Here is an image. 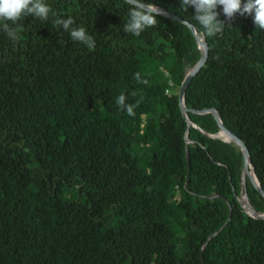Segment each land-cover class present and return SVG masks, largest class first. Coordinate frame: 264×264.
<instances>
[{"label": "trees", "instance_id": "1", "mask_svg": "<svg viewBox=\"0 0 264 264\" xmlns=\"http://www.w3.org/2000/svg\"><path fill=\"white\" fill-rule=\"evenodd\" d=\"M136 1L206 40L186 115L178 90L202 53L183 21L160 11L135 36L128 0H45L94 50L51 15L19 21L16 42L0 22V264H264V217L238 199L261 214L264 195L240 147L211 136L221 123L243 141L264 191V30L218 6L225 29L209 37L180 0Z\"/></svg>", "mask_w": 264, "mask_h": 264}, {"label": "clouds", "instance_id": "2", "mask_svg": "<svg viewBox=\"0 0 264 264\" xmlns=\"http://www.w3.org/2000/svg\"><path fill=\"white\" fill-rule=\"evenodd\" d=\"M189 6L195 10L192 19L209 37L221 34L225 29L224 22L218 19L220 15L217 11L218 6H222V12L228 20L237 13L251 15L256 28L264 30V0H180V8L185 12ZM50 15L53 18V24L69 32L73 41L80 42L89 50L95 49V40L84 27H72L75 23L74 19L71 16L66 19L58 16L50 5L45 3V0H0V22H3V30L13 42L19 39L18 34L23 30L19 21L28 16L47 21ZM158 15L160 10L154 4L133 3L128 13L129 18L124 25L125 31L140 36L147 28L157 25ZM7 21H11L15 27H10ZM183 23L189 28L195 27L190 20H185ZM134 78L137 82L148 83L146 79H142L139 72L134 74ZM126 99V95L121 93L116 103L121 110H126L129 116H134V106L127 104Z\"/></svg>", "mask_w": 264, "mask_h": 264}, {"label": "water", "instance_id": "3", "mask_svg": "<svg viewBox=\"0 0 264 264\" xmlns=\"http://www.w3.org/2000/svg\"><path fill=\"white\" fill-rule=\"evenodd\" d=\"M128 1H130V2H132V3H139V2H137L136 0H128ZM163 14H165V15H168L169 17H172V18H174V19H176V20H178V21H185V20H182L180 17H178V16H176V15H174L173 13H171V12H169V11H166V10H160ZM193 32H194V35H195V37H196V40H197V42H198V45H199V48H200V50H201V53H202V57H201V59L198 61V63L191 69V71L189 72V73H187L186 75H185V77H184V79L182 80V82H181V85H180V87H179V90H178V105L180 106V108H181V110H182V113L184 114V115H186V112L188 111L185 107H184V104H183V97H184V90H185V87H186V85H187V83L190 81V79L194 76V74L196 73V71L199 69V67L204 63V61H205V59H206V57H207V53H208V47H207V43H206V40H205V38L204 37H202L201 35H197L196 33H195V29H194V27L193 28H190ZM200 39H202L203 40V46H200ZM209 110H211L212 112H213V114L216 116V117H218V114H217V112L215 111V110H213V109H205V108H200V109H198V110H196V112H203V111H209ZM220 128H221V130L217 133V134H215V135H211V136H214V137H216V136H219L220 137V135H221V132H226L228 135H230L231 137H232V139H225V138H223L224 140H226V141H233L234 143H236L239 147H240V149H241V151H242V156H243V172H242V175L245 177V178H247L250 182H251V184L254 186V188H256L262 195H264V191L262 190V188H261V186H260V184H259V181H258V179H257V176L255 175V173H254V170H253V166H252V163H251V160H250V155H249V152H248V149H247V147H246V145L243 143V141L239 138V137H237L235 134H233L231 131H229L228 129H226L223 125H221V123H220ZM187 166H188V164H189V156L187 155ZM252 171L253 172V174H254V176H255V180L256 181H254L253 179H251V177L249 176V171ZM245 206H246V204L245 203H243ZM248 209H251L249 206H248V204H247V206H246ZM245 208V207H244ZM246 208V209H247ZM247 209V210H248ZM252 210V209H251ZM253 211V210H252ZM248 213L251 215V216H257V217H263V216H260L261 214H259V213H256V212H254L253 211V213L254 214H252V213H250L249 211H248Z\"/></svg>", "mask_w": 264, "mask_h": 264}, {"label": "rangeland", "instance_id": "4", "mask_svg": "<svg viewBox=\"0 0 264 264\" xmlns=\"http://www.w3.org/2000/svg\"><path fill=\"white\" fill-rule=\"evenodd\" d=\"M113 75H115V74H113ZM177 75H178V72H177L176 70H174V71H172V72L170 73V77H172V78L176 77ZM151 119L154 120V118H151ZM158 119H161V116H158ZM161 126L163 127V126H164V123H162ZM223 134H224V133H223ZM223 134H221L220 137L225 138V137L223 136ZM139 140H140V139H139ZM154 152H155V154H157V152H158L157 149H154ZM238 199H239L241 205H242L243 207L247 208V207H246L247 204H246V206L243 204V203H245V202H244V201H245V195H244L243 193L240 194V196L238 197ZM247 209H248V208H247ZM248 211H249L250 213L254 214L253 211H252L251 209H248ZM260 216H263V217H264V213H261Z\"/></svg>", "mask_w": 264, "mask_h": 264}, {"label": "bare ground", "instance_id": "5", "mask_svg": "<svg viewBox=\"0 0 264 264\" xmlns=\"http://www.w3.org/2000/svg\"><path fill=\"white\" fill-rule=\"evenodd\" d=\"M200 46H203V41L201 39H200ZM221 134H223V133H221ZM223 136L225 137V139H232V137L230 135H228L226 132H224ZM251 174L253 176L254 181H256L255 180L256 178H255V176H254L252 171H251Z\"/></svg>", "mask_w": 264, "mask_h": 264}]
</instances>
